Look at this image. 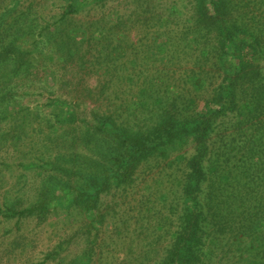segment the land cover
<instances>
[{"label":"trees","instance_id":"trees-1","mask_svg":"<svg viewBox=\"0 0 264 264\" xmlns=\"http://www.w3.org/2000/svg\"><path fill=\"white\" fill-rule=\"evenodd\" d=\"M27 95L0 264H264V0H0V122Z\"/></svg>","mask_w":264,"mask_h":264},{"label":"rangeland","instance_id":"rangeland-1","mask_svg":"<svg viewBox=\"0 0 264 264\" xmlns=\"http://www.w3.org/2000/svg\"><path fill=\"white\" fill-rule=\"evenodd\" d=\"M25 98L26 99L22 101V107L19 108V112L15 117L7 118L6 120H2L0 122V135L3 139H6L1 140V142L16 145L15 147H13L14 151H11L9 155H1L3 156L0 158L2 166L8 163V166L17 168L20 163H23V161L26 160H34L33 162L35 164H40L39 162L42 160V158L34 154V148H37V146H39L40 144L35 143L49 141L54 139L55 137L53 128H51V124L54 119L51 118L52 115L50 114V112L53 111H51V109H49L48 107H44V105L39 100L36 102V97L32 95H27ZM20 105L21 104H18V107ZM12 112L16 113L15 111ZM41 112H43L44 115H42V117L40 118L37 117V114H40ZM5 114L6 111L2 110V116H5ZM21 133L25 134V140L23 141H20ZM12 135H14V138L12 141H9L8 139L11 138ZM34 157L38 158L34 159ZM10 188V184L4 183L1 196L4 194V191L7 192ZM11 192L12 191H10V195H12ZM29 200H33V198L30 197ZM22 225L23 232L26 233L29 239H31L39 249L38 251L36 250L35 253L29 252L27 253V255L20 258L23 260L33 254H36L35 258L39 260L38 253H41V251L44 250L45 252H47L48 249L52 248L54 243L56 242L55 237L60 236L58 233H55V228L53 229L50 225L47 226V231L41 229L35 230V220L33 219L26 220ZM6 226L13 227L12 224ZM2 227H0V237L4 236V230L2 229ZM50 233L51 235H49ZM8 236L10 235L7 234L4 237L6 238ZM80 242L81 239H78L76 243L80 244ZM1 243L2 241L0 240V244ZM40 258H42V256H40ZM50 263L51 261L48 262V264Z\"/></svg>","mask_w":264,"mask_h":264}]
</instances>
